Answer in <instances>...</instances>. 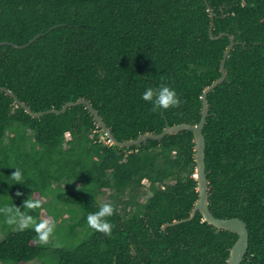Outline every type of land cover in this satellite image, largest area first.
I'll return each mask as SVG.
<instances>
[{
  "label": "trees",
  "instance_id": "1",
  "mask_svg": "<svg viewBox=\"0 0 264 264\" xmlns=\"http://www.w3.org/2000/svg\"><path fill=\"white\" fill-rule=\"evenodd\" d=\"M213 24L228 36L212 40ZM44 33L0 47V88L35 113L86 99L119 142L199 124L234 39L208 96L209 208L247 224L242 264H264V0H0V43ZM160 86L181 104L153 111L142 93ZM195 154L190 131L120 148L84 105L33 118L0 91V206L32 192L43 204L31 214L55 224L44 243L0 215V264H228L238 236L199 212L164 230L198 201ZM17 167L24 184L9 178ZM103 203L115 209L110 236L87 223Z\"/></svg>",
  "mask_w": 264,
  "mask_h": 264
},
{
  "label": "water",
  "instance_id": "2",
  "mask_svg": "<svg viewBox=\"0 0 264 264\" xmlns=\"http://www.w3.org/2000/svg\"><path fill=\"white\" fill-rule=\"evenodd\" d=\"M211 18H214L213 13H211ZM55 28H58V26L53 27L52 29L47 31V33H49L51 30ZM213 29H214V24L210 28V37L212 40H219L223 38L224 36H228L227 34H221L219 37L215 38L213 35ZM47 33L37 35L29 43L25 45H17V44H13L10 42H2L0 43V47L1 46H11L15 49L23 50V49L28 48L32 44H34L41 36H45ZM234 46H235V41L232 37H230V44L220 64L221 77L216 82H214L211 86H209L202 95V117H201L199 124L197 125L181 124V125H176L172 127L167 125L164 131L159 135L147 133V134L139 136L136 140H131L127 142H119L115 138L110 128L106 125V123L103 121V119L99 115L98 111L86 99H80L76 102L67 103L61 110L52 109L47 112L35 113L27 105L22 103L11 91L5 88H0V91L13 97L16 105H19L20 107H22L33 118H41L45 116L46 114L62 115V114H65L70 108L84 105L86 106L88 111L93 115L95 122L97 124V127L105 134V136L108 138V140L113 145L118 146L120 148L130 149L132 147L139 146L148 140L161 141L168 135H175L182 131L192 132L194 135L195 153H196L195 158H196V164H197L196 180L198 183V188H197L198 201L188 219L179 221V222H174L173 224H170V225H166L164 227V230L166 231L169 226L178 225L183 222L192 221L196 217L197 213L199 212L202 215L204 221L207 222L209 225L217 229H220V230L229 231L238 236L237 242L235 243V245L230 251L228 264H242L249 250L250 237H249L248 226L243 220L239 218H231V219L216 218L210 211L209 182H208L206 166H205L206 142H205V138L203 135V131H204V128L207 122V118L209 116L208 96L210 93H212L215 89H217L220 85H222L225 82L227 78L226 61L228 57L230 56L231 52L233 51Z\"/></svg>",
  "mask_w": 264,
  "mask_h": 264
},
{
  "label": "clouds",
  "instance_id": "3",
  "mask_svg": "<svg viewBox=\"0 0 264 264\" xmlns=\"http://www.w3.org/2000/svg\"><path fill=\"white\" fill-rule=\"evenodd\" d=\"M142 99L152 105L153 111L175 108L181 104L177 92L169 86H160L157 89L147 88L142 93ZM15 169L16 171L9 178L15 180V184H24L22 170L18 167ZM17 195L23 194L17 193ZM42 204V200L35 199L34 194L31 192L29 198L23 202L22 207L14 202L0 206V215H3L4 222L7 225L19 230L31 228L37 233L42 242L47 243L50 237L53 236L55 224L49 223L46 219H41L37 222L36 218L31 214V210L41 209ZM114 211L112 204L103 203L98 211L88 214L87 223L91 228L110 236L113 225L108 218L113 216Z\"/></svg>",
  "mask_w": 264,
  "mask_h": 264
},
{
  "label": "rangeland",
  "instance_id": "4",
  "mask_svg": "<svg viewBox=\"0 0 264 264\" xmlns=\"http://www.w3.org/2000/svg\"><path fill=\"white\" fill-rule=\"evenodd\" d=\"M145 184L148 185L147 182H145ZM48 221H49V223H52V219L51 218ZM3 236H4V234H2L0 232V241H2ZM33 264H36V263H33Z\"/></svg>",
  "mask_w": 264,
  "mask_h": 264
},
{
  "label": "built area",
  "instance_id": "5",
  "mask_svg": "<svg viewBox=\"0 0 264 264\" xmlns=\"http://www.w3.org/2000/svg\"><path fill=\"white\" fill-rule=\"evenodd\" d=\"M193 178H195V179L197 178V173L193 175Z\"/></svg>",
  "mask_w": 264,
  "mask_h": 264
}]
</instances>
